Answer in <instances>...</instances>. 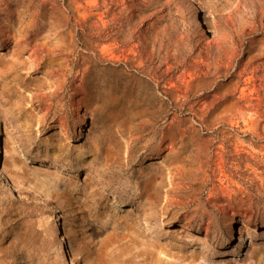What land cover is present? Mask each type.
Returning a JSON list of instances; mask_svg holds the SVG:
<instances>
[{
	"label": "rangeland",
	"instance_id": "1",
	"mask_svg": "<svg viewBox=\"0 0 264 264\" xmlns=\"http://www.w3.org/2000/svg\"><path fill=\"white\" fill-rule=\"evenodd\" d=\"M0 264H264V0H0Z\"/></svg>",
	"mask_w": 264,
	"mask_h": 264
},
{
	"label": "bare ground",
	"instance_id": "2",
	"mask_svg": "<svg viewBox=\"0 0 264 264\" xmlns=\"http://www.w3.org/2000/svg\"><path fill=\"white\" fill-rule=\"evenodd\" d=\"M56 224L58 225V221H56ZM64 237H63V234H60V241H59V245L57 247V250L59 252H66V246H65V243H64ZM74 254H70V257H73ZM75 258H71L69 261H73Z\"/></svg>",
	"mask_w": 264,
	"mask_h": 264
}]
</instances>
